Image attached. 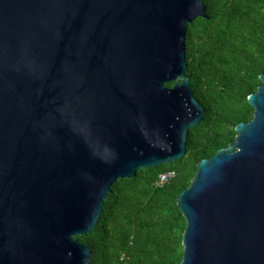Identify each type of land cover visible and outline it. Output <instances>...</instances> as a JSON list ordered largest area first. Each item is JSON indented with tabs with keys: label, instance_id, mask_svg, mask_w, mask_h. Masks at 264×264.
<instances>
[{
	"label": "water",
	"instance_id": "95a60500",
	"mask_svg": "<svg viewBox=\"0 0 264 264\" xmlns=\"http://www.w3.org/2000/svg\"><path fill=\"white\" fill-rule=\"evenodd\" d=\"M197 17L203 0H0V264H89L74 237L111 185L185 154L205 116L185 74ZM258 78L251 119L177 197V264H264Z\"/></svg>",
	"mask_w": 264,
	"mask_h": 264
},
{
	"label": "trees",
	"instance_id": "16d2710c",
	"mask_svg": "<svg viewBox=\"0 0 264 264\" xmlns=\"http://www.w3.org/2000/svg\"><path fill=\"white\" fill-rule=\"evenodd\" d=\"M203 3L206 17L187 24L185 74L204 119L188 130L183 156L139 168L132 178L111 185L93 230L74 237L90 248L89 264H177L185 228L176 204L179 193L197 163L227 146L235 125L252 117L247 96L264 74V0ZM167 170L175 171L174 178L157 185Z\"/></svg>",
	"mask_w": 264,
	"mask_h": 264
},
{
	"label": "built area",
	"instance_id": "2783aa9c",
	"mask_svg": "<svg viewBox=\"0 0 264 264\" xmlns=\"http://www.w3.org/2000/svg\"><path fill=\"white\" fill-rule=\"evenodd\" d=\"M174 176H175V171L174 170H167V171L161 172L158 175V179H157L156 184L157 185H162V184L170 181L172 178H174Z\"/></svg>",
	"mask_w": 264,
	"mask_h": 264
}]
</instances>
